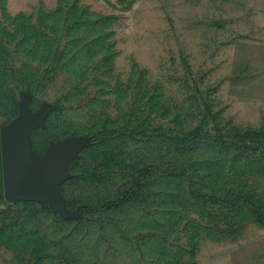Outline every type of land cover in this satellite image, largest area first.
Listing matches in <instances>:
<instances>
[{
	"label": "rangeland",
	"instance_id": "obj_1",
	"mask_svg": "<svg viewBox=\"0 0 264 264\" xmlns=\"http://www.w3.org/2000/svg\"><path fill=\"white\" fill-rule=\"evenodd\" d=\"M0 184V264H264V0H0Z\"/></svg>",
	"mask_w": 264,
	"mask_h": 264
},
{
	"label": "water",
	"instance_id": "obj_2",
	"mask_svg": "<svg viewBox=\"0 0 264 264\" xmlns=\"http://www.w3.org/2000/svg\"><path fill=\"white\" fill-rule=\"evenodd\" d=\"M31 126L21 125L2 136L5 196L11 200H40L57 204L60 194L56 181L63 156L39 159L27 149Z\"/></svg>",
	"mask_w": 264,
	"mask_h": 264
},
{
	"label": "trees",
	"instance_id": "obj_3",
	"mask_svg": "<svg viewBox=\"0 0 264 264\" xmlns=\"http://www.w3.org/2000/svg\"><path fill=\"white\" fill-rule=\"evenodd\" d=\"M4 198V194H3V186H2V184H0V199H3ZM260 212H258V214H259ZM259 216L261 217V215L259 214ZM263 217V216H262ZM262 217H261V219H262Z\"/></svg>",
	"mask_w": 264,
	"mask_h": 264
}]
</instances>
